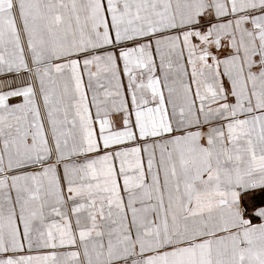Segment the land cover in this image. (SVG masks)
<instances>
[{
	"label": "snow or ice",
	"instance_id": "1",
	"mask_svg": "<svg viewBox=\"0 0 264 264\" xmlns=\"http://www.w3.org/2000/svg\"><path fill=\"white\" fill-rule=\"evenodd\" d=\"M0 264H264V0H0Z\"/></svg>",
	"mask_w": 264,
	"mask_h": 264
}]
</instances>
